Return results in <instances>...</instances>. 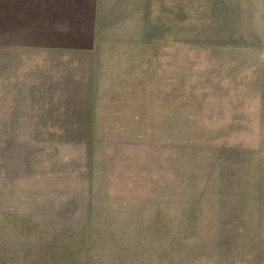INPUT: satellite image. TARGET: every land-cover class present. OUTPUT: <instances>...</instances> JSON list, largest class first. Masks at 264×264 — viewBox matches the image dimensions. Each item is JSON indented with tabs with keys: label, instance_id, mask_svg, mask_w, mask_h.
<instances>
[{
	"label": "rangeland",
	"instance_id": "obj_1",
	"mask_svg": "<svg viewBox=\"0 0 264 264\" xmlns=\"http://www.w3.org/2000/svg\"><path fill=\"white\" fill-rule=\"evenodd\" d=\"M93 1L0 0V264H264V0Z\"/></svg>",
	"mask_w": 264,
	"mask_h": 264
},
{
	"label": "crops",
	"instance_id": "obj_2",
	"mask_svg": "<svg viewBox=\"0 0 264 264\" xmlns=\"http://www.w3.org/2000/svg\"><path fill=\"white\" fill-rule=\"evenodd\" d=\"M22 12L23 17H18L21 14L19 12L14 14L16 19L19 18L22 21L20 35L14 40L15 43L7 44L8 46H27V42L32 41L36 46L61 47L65 41L60 32L62 30H68L74 34L77 32L78 38L75 42L79 43L80 47L86 49L94 46L93 0H81L76 3H73V0H25ZM59 27L63 29L59 30ZM70 36L67 37V41Z\"/></svg>",
	"mask_w": 264,
	"mask_h": 264
}]
</instances>
